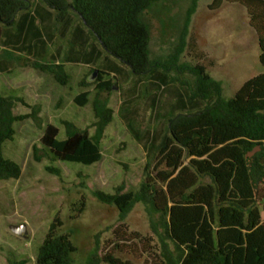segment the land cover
Returning a JSON list of instances; mask_svg holds the SVG:
<instances>
[{
    "label": "trees",
    "instance_id": "16d2710c",
    "mask_svg": "<svg viewBox=\"0 0 264 264\" xmlns=\"http://www.w3.org/2000/svg\"><path fill=\"white\" fill-rule=\"evenodd\" d=\"M55 13L56 22L73 12L104 51L131 68L137 77L167 83L169 70L185 72L192 82H183L163 133L153 135L144 181L135 192L120 186L113 194L97 193L98 199L114 205L120 226L109 250L99 247L86 264H133L123 259L151 248V238L127 233L124 221L136 204H142L149 221L155 250L148 251L159 264H264V72L246 81L226 99L221 82L213 79L203 64L179 65L193 6L183 18L179 43L166 63L151 58L150 27L144 14L164 0H41ZM243 6L255 31L264 69V0H228ZM220 3L221 0H216ZM33 0H0V47L4 30L17 25V16L29 13ZM37 71L51 74L67 86L70 76L63 65L26 60ZM162 69V70H161ZM94 82L88 77L82 87L95 86L92 107L95 133L63 122L66 138L50 124L34 148V159L94 165L102 160L100 143L113 120V110L104 94L112 84L103 81L101 70ZM139 81V80H138ZM89 91L75 98L83 107ZM23 100L0 93V181L18 180L21 166L4 156V145L14 140L15 124L32 118L40 123V107L27 115L14 110ZM43 152V155L41 154ZM59 219L50 225L38 250L35 264H75L77 247L62 233ZM113 245V244H112ZM133 245V246H132Z\"/></svg>",
    "mask_w": 264,
    "mask_h": 264
},
{
    "label": "rangeland",
    "instance_id": "374dc122",
    "mask_svg": "<svg viewBox=\"0 0 264 264\" xmlns=\"http://www.w3.org/2000/svg\"><path fill=\"white\" fill-rule=\"evenodd\" d=\"M193 4L194 0H164L145 12L143 19L150 27L153 60L164 64L175 53L183 18ZM41 20L38 19L39 29L49 51L43 62L55 64L59 59L68 64V48L72 43L48 35L50 26ZM53 23L54 27L59 24ZM93 44L99 50L94 66L90 69L81 66L83 75L77 67L69 66L67 86L57 83L51 74L37 70L33 71L34 75L29 71L30 82L14 84L25 102L17 103L15 115L30 114L33 107L39 106L40 123L32 118L17 122L14 140L4 145L5 158L18 163L22 175L18 180L0 181V264H35L38 250L55 219L62 222V233L69 234L78 249L75 264H86L97 247L105 252L114 246L118 242L115 232L121 224L119 213L114 205L101 202L97 193L113 194L120 186L124 192L139 189L149 162L150 140L164 132L178 93H184L182 83L192 82L188 74L174 69L169 70L167 83L137 77L128 65L104 51L98 42L93 40ZM73 47L78 59L87 57L77 44ZM259 55L258 38L243 6L228 0L220 3L195 0L185 46L178 56L179 65L203 64L210 76L222 83L224 97L230 99L246 81L264 72ZM97 68L104 72L103 81L112 84L110 92L103 95L113 110V120L100 143L102 160L86 166L44 156L37 162L34 148H42L40 140L50 124L59 129V140L66 138L65 121L94 135L96 118L91 101L95 86L82 87L80 83L87 77L94 82L99 73L92 79L91 69ZM40 76L44 78L37 79ZM8 85V80L0 85L5 96L12 95L7 91ZM84 91L90 92L89 102L80 107L75 98ZM124 223L128 234L136 232L151 238L152 243L150 250L127 254L123 259L133 264H155L148 251L154 252L156 239L144 206L136 204ZM22 224L27 227V238L10 230L11 225Z\"/></svg>",
    "mask_w": 264,
    "mask_h": 264
},
{
    "label": "crops",
    "instance_id": "0c3cea01",
    "mask_svg": "<svg viewBox=\"0 0 264 264\" xmlns=\"http://www.w3.org/2000/svg\"><path fill=\"white\" fill-rule=\"evenodd\" d=\"M33 2L34 4L29 13H21L17 16V25L4 30L3 42L0 47V85L3 81L8 80L10 85L7 86V91L12 95L19 93L18 95L20 96L11 95L19 100H23L21 98L23 95H21V90H16L14 84L22 85L30 82V79H27V75L29 71L30 73L32 71V75H34L33 71H35L23 59L43 62L45 56L49 53L42 39L38 19H42V23L44 20L50 26L49 31H47L48 35H51L55 39L60 37L65 40L68 39L70 44L72 43L68 48V64H63L59 59L55 60V64L63 65L65 71L69 66L77 67L80 73L81 66L83 65L90 69L91 66H94L96 61L94 63L93 61L97 51H99L93 44L94 39L91 33L81 25L75 13L71 12L64 22H56V15L52 9L47 7L41 0H33ZM53 22L59 24H55L54 27ZM75 44L83 49L87 57H84L82 60L78 59L73 47ZM41 78L44 77L40 76L37 79ZM34 86L37 87L38 84ZM1 94L4 95L3 93Z\"/></svg>",
    "mask_w": 264,
    "mask_h": 264
},
{
    "label": "water",
    "instance_id": "95a60500",
    "mask_svg": "<svg viewBox=\"0 0 264 264\" xmlns=\"http://www.w3.org/2000/svg\"><path fill=\"white\" fill-rule=\"evenodd\" d=\"M98 74V71H95L93 73L92 79L96 78ZM10 230L12 233L16 234L17 236L27 238L28 237V231L26 225H11Z\"/></svg>",
    "mask_w": 264,
    "mask_h": 264
}]
</instances>
